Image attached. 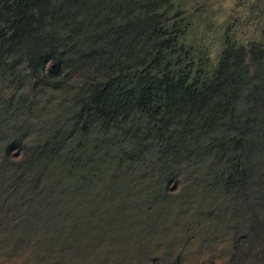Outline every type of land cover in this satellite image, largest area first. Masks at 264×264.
Segmentation results:
<instances>
[{
  "label": "trees",
  "instance_id": "obj_1",
  "mask_svg": "<svg viewBox=\"0 0 264 264\" xmlns=\"http://www.w3.org/2000/svg\"><path fill=\"white\" fill-rule=\"evenodd\" d=\"M80 15L83 20L68 26ZM60 26L71 32L63 34ZM230 26L212 60L208 47L191 36L194 18L173 0H0L1 80L40 73L48 87L67 55L71 66L82 59L97 65L87 95L62 126L42 143L24 146L19 162L10 161L14 142L4 148V162L23 175L10 188L0 182V232L12 226V250L22 264H91L89 255L102 248L106 215L128 209L141 191L167 198L159 184L164 168L180 156L220 159L235 204L256 168L250 154L264 142V81L250 85L248 62L264 64V42H252L248 52L232 40ZM89 27L94 34L76 36ZM94 41L101 48L85 53ZM6 108L0 101V110ZM110 168L115 173L106 182ZM97 187L107 188L118 208L101 212L104 199L92 197ZM97 215L93 228L84 221ZM154 219L150 215L148 223Z\"/></svg>",
  "mask_w": 264,
  "mask_h": 264
},
{
  "label": "rangeland",
  "instance_id": "obj_2",
  "mask_svg": "<svg viewBox=\"0 0 264 264\" xmlns=\"http://www.w3.org/2000/svg\"><path fill=\"white\" fill-rule=\"evenodd\" d=\"M173 1L180 13L194 18L191 36L208 47L212 60L217 59L223 46V32L228 24L231 25L232 40L246 46L248 52L252 42H264V0ZM81 16L74 20L69 18L68 26L83 20ZM57 29L66 35L71 32L66 26ZM93 29L89 27L76 36L85 40L87 34L95 33ZM86 45L85 53L102 46L100 41ZM64 49L67 47H60V50ZM66 57L68 61L63 63L60 76L48 87L43 86L41 74L32 76L27 66H20L31 75L24 81L26 74L16 80L0 79V101L8 107L0 110V182L5 185L2 181L6 180V188L20 181L16 178L22 176L23 171L4 162L5 146L14 142L9 150L10 161H21L26 155L24 146L47 139L63 125V118L80 107L82 98L87 95L96 63L82 59L74 67L70 64V55ZM248 62L251 65L250 85L257 86L264 81V64L250 57ZM30 102L35 103L30 105ZM241 107L240 101V111ZM260 144L257 156L250 154L257 169L253 168L251 178L243 182V190L239 195L236 193L233 206L227 195L220 159L176 158L170 165L172 168H164L167 174L163 175V185L159 184V188L168 191L167 198L159 197L158 191L152 196L141 191L140 196L135 195L129 200L128 209L106 215L104 225H101L104 230L100 242L102 248L89 255L91 264H103L102 260L107 264H264V142ZM212 166H216L217 171L212 172ZM247 167L251 168L250 165ZM258 172L263 181L257 178ZM114 173L110 168L104 180L109 181ZM157 186L153 190H157ZM102 189L97 187L94 195H101L92 196L104 199L98 202L101 212L118 208V201H109L105 195L107 188ZM21 195L19 193L18 203H21ZM95 214L92 212L91 215ZM150 215L155 218L151 224L147 220ZM98 218L97 215L84 221L93 228ZM11 228L9 225L7 230L0 232V264L23 263L12 250L15 239ZM96 253L101 255L97 257Z\"/></svg>",
  "mask_w": 264,
  "mask_h": 264
}]
</instances>
